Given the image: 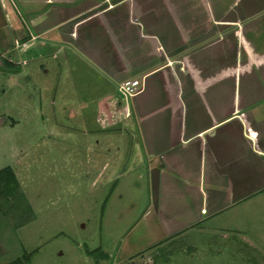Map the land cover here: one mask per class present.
Segmentation results:
<instances>
[{"label":"crops","instance_id":"1","mask_svg":"<svg viewBox=\"0 0 264 264\" xmlns=\"http://www.w3.org/2000/svg\"><path fill=\"white\" fill-rule=\"evenodd\" d=\"M181 6L166 9V32L175 30L166 50L162 15L137 14V0H0V52L26 54L43 38L71 50L109 85L90 99V124L123 138L135 120L133 172L152 182L169 231L146 249L207 230L240 234V214L264 203V0ZM125 80L139 82L128 100Z\"/></svg>","mask_w":264,"mask_h":264},{"label":"rangeland","instance_id":"2","mask_svg":"<svg viewBox=\"0 0 264 264\" xmlns=\"http://www.w3.org/2000/svg\"><path fill=\"white\" fill-rule=\"evenodd\" d=\"M180 1L137 0V14L162 15L166 50L175 31L171 24L166 32V9L179 12ZM45 40L26 54L0 52V169L12 168L30 209L9 215L8 226L0 215V264H264L253 254H264L262 199L240 214V234L212 239L207 230L146 249L169 231L159 229L167 214L154 213L152 182L133 172L135 120L124 121L123 138L91 125L98 112L90 99L109 85L80 56ZM191 247L197 251L187 253Z\"/></svg>","mask_w":264,"mask_h":264},{"label":"trees","instance_id":"3","mask_svg":"<svg viewBox=\"0 0 264 264\" xmlns=\"http://www.w3.org/2000/svg\"><path fill=\"white\" fill-rule=\"evenodd\" d=\"M4 64L9 63L5 61ZM25 202L26 200L13 170L10 167L0 169V214L5 220L9 215L13 217L20 216L25 211L30 210ZM18 225L21 226L22 224L18 223ZM23 260L22 263L20 262L21 264L29 263L27 258Z\"/></svg>","mask_w":264,"mask_h":264},{"label":"built area","instance_id":"4","mask_svg":"<svg viewBox=\"0 0 264 264\" xmlns=\"http://www.w3.org/2000/svg\"><path fill=\"white\" fill-rule=\"evenodd\" d=\"M138 86H139L138 80H125L119 85V89L125 95L130 97L138 88Z\"/></svg>","mask_w":264,"mask_h":264}]
</instances>
